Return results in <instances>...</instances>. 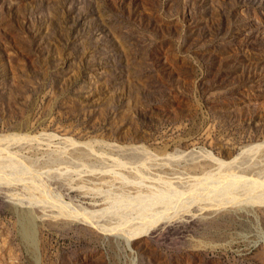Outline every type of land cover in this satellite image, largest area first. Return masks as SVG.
Returning a JSON list of instances; mask_svg holds the SVG:
<instances>
[{"label": "rangeland", "instance_id": "1", "mask_svg": "<svg viewBox=\"0 0 264 264\" xmlns=\"http://www.w3.org/2000/svg\"><path fill=\"white\" fill-rule=\"evenodd\" d=\"M0 139V264H264V0H0Z\"/></svg>", "mask_w": 264, "mask_h": 264}, {"label": "bare ground", "instance_id": "2", "mask_svg": "<svg viewBox=\"0 0 264 264\" xmlns=\"http://www.w3.org/2000/svg\"><path fill=\"white\" fill-rule=\"evenodd\" d=\"M19 135V134H18ZM17 135V136H18ZM10 136V135H9ZM31 137V136H30ZM13 138V137H12ZM15 138H17V137H15ZM18 138H20V137H18ZM21 138H23V137H21ZM34 138V137H33ZM9 139V138H8ZM1 140V139H0ZM74 142V141H73ZM74 144V143H73ZM87 146H89V143H88V145ZM260 146V144H255V145H251V146H248L244 151H251V150H253V149H255V148H257V147H259ZM211 158H213V157H211ZM216 158V157H215ZM210 159V158H209ZM214 159V158H213ZM217 159V167L218 168H221V167H224V166H226V165H228L229 163H230V161H224V160H221L220 158H216ZM210 161V160H209ZM232 161H234V159L232 160ZM211 162H213V161H211ZM215 162V161H214ZM216 164V163H215ZM206 178V177H205ZM204 178V179H205ZM12 180V179H11ZM5 181V180H4ZM1 182V181H0ZM232 182V181H231ZM231 182H229V183H231ZM12 183V182H11ZM6 184V183H5ZM11 185V184H10ZM208 192V191H207ZM178 193V192H177ZM180 195V194H179ZM231 195V194H230ZM221 196H223V195H221ZM261 196V195H260ZM230 197V196H229ZM257 198H258V196H256ZM262 197H263V195H262ZM223 198V197H222ZM225 198H227V197H225ZM149 199V198H148ZM168 199V198H167ZM254 199H256V198H254ZM232 200H234V198H228V202H226V203H229V201H231V203H232ZM161 201V200H160ZM170 201V200H169ZM184 201V200H183ZM235 201V200H234ZM233 201V202H234ZM249 201V200H248ZM258 201V200H257ZM218 202H221V200L220 201H218ZM217 202V203H218ZM236 202V201H235ZM188 203V202H187ZM187 203H186V205H187ZM190 203V202H189ZM196 203V202H195ZM223 203V202H222ZM252 203V202H251ZM220 204V203H219ZM257 204H264V198L262 199V201H260L259 200V202H257ZM250 205V204H249ZM251 205H254V203L253 204H251ZM67 207V206H66ZM112 207V206H111ZM114 207V206H113ZM70 208V207H69ZM203 208V207H202ZM205 208V207H204ZM107 210L109 211V209L107 208ZM107 211V212H108ZM111 211V210H110ZM166 213V212H165ZM168 214V213H167ZM157 215H159V214H157ZM170 215V214H169ZM76 216V215H75ZM149 216V215H148ZM161 216V215H160ZM159 216V217H160ZM29 217V216H28ZM33 217V216H32ZM103 217V216H102ZM157 218H158V216H156ZM167 218H168V216H166ZM27 218V217H26ZM155 219L154 221H151L150 223H148V224H150V225H152V224H155L156 222L158 223L159 222V219ZM31 219V218H30ZM75 219V218H74ZM165 220V219H164ZM167 221L169 220V219H166ZM27 221V220H26ZM26 221H25V223H26ZM28 222V221H27ZM147 222V221H146ZM165 222V221H164ZM145 223V222H144ZM160 224V223H159ZM28 225V224H27ZM143 225V224H142ZM29 227H30V225H28ZM140 226V225H139ZM24 227H25V225H24ZM114 227V226H113ZM116 227V226H115ZM142 227V226H141ZM141 227H140V229H141ZM31 228V227H30ZM25 229V228H24ZM23 229V230H24ZM106 229V228H105ZM138 229V228H137ZM136 229V230H137ZM140 229H138V230H140ZM144 228L142 227V230H143ZM147 229V228H146ZM30 230V229H29ZM131 231V230H130ZM134 231L135 230H133V233H134ZM144 231V230H143ZM146 231V230H145ZM26 232V231H25ZM108 232V231H107ZM140 231H138V233H139ZM122 233V232H121ZM130 233V232H129ZM146 233H148V231L146 232ZM135 235L137 234L136 232L134 233ZM133 234V235H134ZM139 234H141V233H139ZM145 234V233H144ZM126 235V234H125ZM32 236V235H31ZM119 238V237H118ZM126 239V238H125ZM29 244V243H28ZM36 248V247H35ZM133 262V261H132Z\"/></svg>", "mask_w": 264, "mask_h": 264}]
</instances>
